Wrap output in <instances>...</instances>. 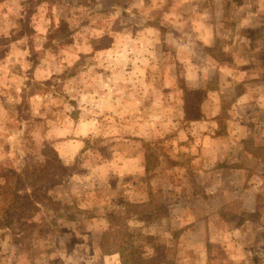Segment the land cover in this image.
Returning <instances> with one entry per match:
<instances>
[{
    "label": "rangeland",
    "instance_id": "374dc122",
    "mask_svg": "<svg viewBox=\"0 0 264 264\" xmlns=\"http://www.w3.org/2000/svg\"><path fill=\"white\" fill-rule=\"evenodd\" d=\"M119 2L0 0V219L18 216L0 229V264H89V212L155 258L144 214L181 182L167 146L197 60L144 26L160 9ZM61 144L78 150L70 161ZM130 189L146 206L129 207ZM12 196L20 208L3 209Z\"/></svg>",
    "mask_w": 264,
    "mask_h": 264
},
{
    "label": "crops",
    "instance_id": "0c3cea01",
    "mask_svg": "<svg viewBox=\"0 0 264 264\" xmlns=\"http://www.w3.org/2000/svg\"><path fill=\"white\" fill-rule=\"evenodd\" d=\"M119 1L135 14L160 9L161 22L150 17L144 26L170 36L183 51L192 47L197 60L187 74L191 95L167 146L181 158V182L162 199L160 214H144L155 221L160 243L145 263L264 264V0ZM187 108L196 114L186 115ZM62 148L68 149L59 145V155L68 161L78 151ZM127 193L129 207L146 206L143 196ZM88 214L89 264H124L114 246L119 234L104 243L109 220L97 229L101 218ZM146 235L154 239L152 231ZM154 248L152 242L143 250Z\"/></svg>",
    "mask_w": 264,
    "mask_h": 264
},
{
    "label": "trees",
    "instance_id": "16d2710c",
    "mask_svg": "<svg viewBox=\"0 0 264 264\" xmlns=\"http://www.w3.org/2000/svg\"><path fill=\"white\" fill-rule=\"evenodd\" d=\"M65 28H67V25L65 24L64 26ZM196 100V99H195ZM192 106V104H191ZM185 114L186 115H195L196 114V109H192V108H187L185 110ZM18 201H19V198L17 196H12V200L11 202H4V207L3 209L5 208H12V207H17V208H20L18 205ZM2 206H3V203L2 201L0 200V210L2 209ZM134 206V205H133ZM131 206L130 208H136V206ZM131 213V214H130ZM5 215H7L8 217H5L4 218H1L0 219V229H9V224L12 223V220H13V217L11 214H9V211H5L4 212ZM130 216H135L137 214L133 213L130 209V212H129ZM3 215V216H5ZM18 216H16L15 220H18L17 219ZM8 218H10L11 220H9ZM13 220V221H15ZM112 232H110V235H108L107 237L104 238V243L105 245H108L110 243V240H111V237H112ZM115 247L116 245L120 247L121 251H120V257H122V262H124V264H148V263H145V261H140L139 260V257H138V252L135 250V247L132 245V242H131V238L127 235H124V236H115V243H114ZM113 245V242L112 244ZM151 264V263H150Z\"/></svg>",
    "mask_w": 264,
    "mask_h": 264
}]
</instances>
